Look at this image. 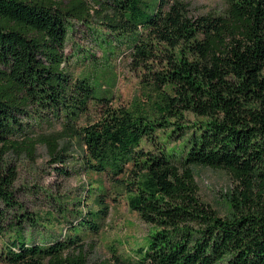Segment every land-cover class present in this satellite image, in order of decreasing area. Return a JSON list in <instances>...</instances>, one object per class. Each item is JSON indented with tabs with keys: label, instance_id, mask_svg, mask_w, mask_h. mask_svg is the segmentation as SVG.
I'll return each instance as SVG.
<instances>
[{
	"label": "trees",
	"instance_id": "16d2710c",
	"mask_svg": "<svg viewBox=\"0 0 264 264\" xmlns=\"http://www.w3.org/2000/svg\"><path fill=\"white\" fill-rule=\"evenodd\" d=\"M94 16L134 35L141 102L116 105L68 71L69 21ZM92 105L98 117L75 123ZM50 115L74 127L83 165L122 186L154 226L139 264H264V0H231L221 15L194 14L183 0H0L1 153L27 117ZM160 131L180 144L169 150ZM44 142L65 161L56 138ZM196 165L236 182L224 213L200 198ZM16 178L13 165L0 167V264H111L88 260L78 230L98 231L92 216L63 241L36 240Z\"/></svg>",
	"mask_w": 264,
	"mask_h": 264
},
{
	"label": "rangeland",
	"instance_id": "374dc122",
	"mask_svg": "<svg viewBox=\"0 0 264 264\" xmlns=\"http://www.w3.org/2000/svg\"><path fill=\"white\" fill-rule=\"evenodd\" d=\"M183 1L188 2L194 14H225L231 4V0ZM133 36L110 28L100 16L87 23L70 19L66 67L75 79L90 78L99 93L116 105L141 102L146 89L141 84V71L132 64ZM91 107L88 115H81L75 123L96 119L99 110L94 105ZM50 137L56 138L65 149V161L52 160L44 142ZM16 138L13 149L5 154L0 149V167L16 168L14 189L29 215L38 220L33 229L36 240L63 241L76 233L83 218L92 216L98 231L83 227L78 230L87 244L89 262L118 264L115 258L119 256L121 264H139L137 249L146 244L154 226L130 208L128 194L122 186L114 185L105 174L83 165L84 148L74 127L52 115L44 119L27 117ZM158 138L167 141L169 150L180 144L167 139L162 131L158 132ZM30 139L36 142L34 151L29 146ZM59 167L66 173L58 172ZM194 171L200 198L224 213L228 194L236 188L231 174L226 169L202 165H196ZM104 209L108 210L106 215L102 213ZM2 242L0 238V246Z\"/></svg>",
	"mask_w": 264,
	"mask_h": 264
}]
</instances>
